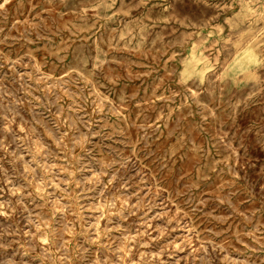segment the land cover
Here are the masks:
<instances>
[{"label":"rangeland","instance_id":"374dc122","mask_svg":"<svg viewBox=\"0 0 264 264\" xmlns=\"http://www.w3.org/2000/svg\"><path fill=\"white\" fill-rule=\"evenodd\" d=\"M0 264H264V0H0Z\"/></svg>","mask_w":264,"mask_h":264},{"label":"bare ground","instance_id":"6f19581e","mask_svg":"<svg viewBox=\"0 0 264 264\" xmlns=\"http://www.w3.org/2000/svg\"><path fill=\"white\" fill-rule=\"evenodd\" d=\"M240 65H242V62L240 63Z\"/></svg>","mask_w":264,"mask_h":264}]
</instances>
